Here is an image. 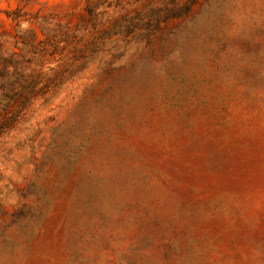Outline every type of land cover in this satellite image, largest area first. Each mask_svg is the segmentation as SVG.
I'll use <instances>...</instances> for the list:
<instances>
[{
    "label": "rangeland",
    "instance_id": "374dc122",
    "mask_svg": "<svg viewBox=\"0 0 264 264\" xmlns=\"http://www.w3.org/2000/svg\"><path fill=\"white\" fill-rule=\"evenodd\" d=\"M0 264H264V0H0Z\"/></svg>",
    "mask_w": 264,
    "mask_h": 264
}]
</instances>
